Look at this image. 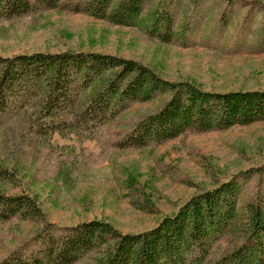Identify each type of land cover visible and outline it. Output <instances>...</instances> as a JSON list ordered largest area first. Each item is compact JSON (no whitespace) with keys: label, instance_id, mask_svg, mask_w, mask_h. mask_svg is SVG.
Here are the masks:
<instances>
[{"label":"rangeland","instance_id":"rangeland-1","mask_svg":"<svg viewBox=\"0 0 264 264\" xmlns=\"http://www.w3.org/2000/svg\"><path fill=\"white\" fill-rule=\"evenodd\" d=\"M87 1L57 0L48 7L29 0L28 12L1 21L0 55L92 50L139 60L164 79L210 92L264 89V0H148L144 22L133 26L83 12ZM161 8L172 13V26L160 33L143 28L150 11ZM170 96L168 91L135 100L90 139L58 133L25 142L13 129H0V160L13 173L0 175V191L30 194L44 213L0 220V260L17 250L36 255L43 247L37 236L45 230L61 238L92 219L110 221L121 233H140L191 196L226 181L240 185V224L248 203L264 207V118L129 143L136 123L163 108ZM244 237L236 230L220 234L205 264ZM110 242L74 264H98Z\"/></svg>","mask_w":264,"mask_h":264},{"label":"trees","instance_id":"trees-1","mask_svg":"<svg viewBox=\"0 0 264 264\" xmlns=\"http://www.w3.org/2000/svg\"><path fill=\"white\" fill-rule=\"evenodd\" d=\"M39 1L48 7L57 2ZM147 2L88 0L82 10L116 25L133 26L142 22ZM32 5L29 0H0V24L23 15ZM149 14L143 28L160 33L172 26L173 15L167 8ZM168 91L171 96L163 108L139 120L129 133L131 145L166 140L190 127L227 128L264 118V89L210 92L189 81L164 79L136 59L92 50L37 51L0 55V129H13L25 142L58 133L90 139L130 103ZM12 174L0 160V175L12 178ZM239 190L232 180L202 191L140 233H121L110 221L100 219L78 223L61 238L45 230L37 236L43 241L38 254L27 257L17 250L0 264H74L109 241L98 264H205L209 246L220 234L234 230L244 234L241 243L207 263L264 264V207L248 203L240 224ZM43 214L32 195L0 191V220Z\"/></svg>","mask_w":264,"mask_h":264}]
</instances>
